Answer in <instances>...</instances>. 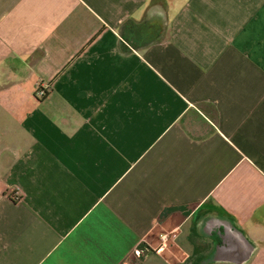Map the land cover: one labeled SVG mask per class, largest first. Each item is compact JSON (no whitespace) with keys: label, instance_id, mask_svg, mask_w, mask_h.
<instances>
[{"label":"crops","instance_id":"1","mask_svg":"<svg viewBox=\"0 0 264 264\" xmlns=\"http://www.w3.org/2000/svg\"><path fill=\"white\" fill-rule=\"evenodd\" d=\"M126 261L264 264V0H0V264Z\"/></svg>","mask_w":264,"mask_h":264},{"label":"built area","instance_id":"2","mask_svg":"<svg viewBox=\"0 0 264 264\" xmlns=\"http://www.w3.org/2000/svg\"><path fill=\"white\" fill-rule=\"evenodd\" d=\"M47 86H45L44 85V82H41V83H39L38 85H37V95L39 96V97H41V98H44V97H46L47 96ZM15 199L16 200H20L21 199V196H20V194H19V192L17 193H15ZM135 254H136V257H141V256H143L144 255V252H143V250H137L136 252H135ZM125 264H136V262H131V261H126L125 262Z\"/></svg>","mask_w":264,"mask_h":264}]
</instances>
